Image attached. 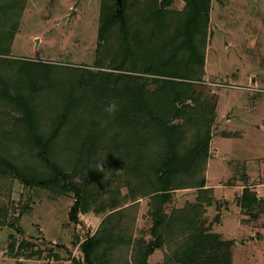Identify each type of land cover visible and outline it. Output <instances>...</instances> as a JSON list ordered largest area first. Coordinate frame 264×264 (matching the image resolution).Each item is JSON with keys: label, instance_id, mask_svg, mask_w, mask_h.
I'll use <instances>...</instances> for the list:
<instances>
[{"label": "trees", "instance_id": "1", "mask_svg": "<svg viewBox=\"0 0 264 264\" xmlns=\"http://www.w3.org/2000/svg\"><path fill=\"white\" fill-rule=\"evenodd\" d=\"M171 1L101 0L99 69L81 96V67L4 57L18 23L4 27L0 18V183L15 178L74 194L73 222L80 214L112 209L81 243L84 261L75 264H91L102 244L109 262L148 264L167 231L177 249L155 264H196L194 253L199 264H232L229 240L198 232V215L213 200L205 171L217 96L202 82L211 0H183L181 11L166 10ZM111 102L118 105L112 114L105 111ZM67 165L72 168L66 172ZM107 182L116 185L113 194L126 188L130 204L122 208L110 199V206L96 207ZM186 182L194 184L198 200L167 214L163 205ZM143 198L150 240L137 225ZM246 199L249 205L259 201L255 193Z\"/></svg>", "mask_w": 264, "mask_h": 264}, {"label": "rangeland", "instance_id": "2", "mask_svg": "<svg viewBox=\"0 0 264 264\" xmlns=\"http://www.w3.org/2000/svg\"><path fill=\"white\" fill-rule=\"evenodd\" d=\"M0 4L3 26L18 23L4 57L81 67L79 93L85 91L92 82V72L99 69L101 0H0ZM183 5V0H172L165 8L181 11ZM206 46L202 82L207 93L217 96L205 171V184L211 188L213 200L198 215V232H216L229 240L232 264H264V0H211ZM188 102L194 105L197 100ZM8 126L6 123L4 128ZM71 168L67 165L63 169L67 172ZM69 180L76 184V177ZM2 181L0 264L84 261L80 245L100 228L111 207L100 214H80V221L73 222L68 213L74 194L28 186L15 178L10 185L7 178ZM106 186V193L95 200L96 207L100 202L110 206V199L119 201L122 208L130 204L126 188L122 194H113L116 185L107 182ZM197 191L193 183H184L173 200L163 205L164 211L169 214L187 201L198 200ZM250 193L259 201L245 204ZM147 201L140 200L137 225L146 230L141 233L150 240L154 237L148 232L152 220L147 217ZM154 232L160 235V229ZM162 234V248L149 255L148 264L161 263L177 249L170 247L175 237L168 231ZM106 253L102 244L94 251L91 264H117L109 262ZM131 254L129 250V259ZM198 258L200 254L194 253L196 264Z\"/></svg>", "mask_w": 264, "mask_h": 264}, {"label": "clouds", "instance_id": "3", "mask_svg": "<svg viewBox=\"0 0 264 264\" xmlns=\"http://www.w3.org/2000/svg\"><path fill=\"white\" fill-rule=\"evenodd\" d=\"M117 110H118V105L116 102H111L105 109V111H107L110 114L114 113Z\"/></svg>", "mask_w": 264, "mask_h": 264}]
</instances>
